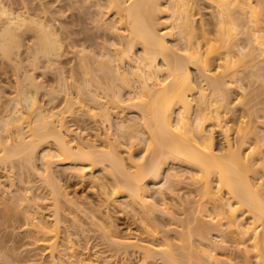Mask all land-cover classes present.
Wrapping results in <instances>:
<instances>
[{
	"label": "bare ground",
	"instance_id": "6f19581e",
	"mask_svg": "<svg viewBox=\"0 0 264 264\" xmlns=\"http://www.w3.org/2000/svg\"><path fill=\"white\" fill-rule=\"evenodd\" d=\"M22 1L21 8H18V6L14 7L11 1V4L7 5L4 0H0V60L3 62L6 59L8 62H5L9 65L12 62L11 67L13 63L16 67H20L22 63L25 65L27 60H29L28 64L36 65L34 68L41 65L39 64L41 60L49 66L56 64L55 58L58 59L57 57L60 56L62 50V39L56 28H54L55 24L50 23V20L48 22L46 20L47 17L43 20L42 17L40 18L34 12V14L30 12L29 4L25 0ZM253 1L74 0V4L77 7L82 2L91 3L90 6H95L92 14L101 17L102 25H100L105 31V39L103 38L104 40L102 41L106 43L102 45L95 44L101 46V48L96 46L99 48L98 51L94 48L93 50H88V45L83 43L82 46L80 45L79 54L77 57L75 56L77 65L74 64L76 67H73V90L68 95V99H66L67 107L71 108L76 103L84 102L87 108L86 111L90 115L100 116L110 127L117 125L120 131L123 130L121 131L123 134L128 133L127 130H134L137 126H133L131 122L127 123L126 120H120L117 124L113 123L111 120L113 113H122L126 109H131L132 112L136 111L140 114L139 117L145 124L144 126L142 124L141 129L142 127L146 129V131H142L138 128V135L142 134V136H145L148 133V138L147 136L144 138L153 143L155 150L146 163H142L139 166L136 165V168L137 166L138 168L130 171L128 164L124 162L123 155L121 156L116 150L115 145L114 148L101 149L91 141L86 143L83 140L85 143H76V141L70 140L67 137L70 129L69 131L65 130L64 123L60 122V120V124H56L53 119L56 113L45 109L38 101V95L34 89L39 88L40 83L37 81L35 73L27 70L21 76H18L17 72V79L21 77L23 80L19 90L20 96L15 98L7 114L0 116V127L3 132L4 130L8 131L9 126L17 127L15 143L9 142L10 138L5 140L4 137L0 136V162L9 160V162L14 163L12 160L22 158V162L27 164L29 162L31 166H35L36 161L41 157L44 164L42 172H45L47 177H50L53 173L52 166L55 163L68 165L64 169L71 170L74 174L81 177L88 176L93 183L101 187L106 195H109L106 190V183L101 182L100 179L102 177L93 170L96 166L101 165V170L103 172L106 171L108 167L106 162H108L107 164L110 165L109 170L111 171L112 169L113 174L110 171L107 172L108 170L106 172L108 176L112 174L109 178L113 180L112 182H116L115 190L119 192L118 188L123 189L127 196L138 202V207L143 206L142 210L145 211L143 213L146 214L148 211L156 210V206H158V204H155L158 202L150 198L151 190L149 191L147 179L152 177L157 184L158 182L156 181L165 177L168 180H166V183L169 182L170 177L175 176V174L168 169V165L171 160H174V162L180 160L187 166L194 167L192 169H194L195 175L197 176L198 174L197 182H200V184H198L199 187L197 189L200 191L202 199L205 200H202L203 203L206 200L215 201L216 205H218L217 207H220L217 208L221 211L219 214H226L222 215L226 216L229 226L235 228L242 238L244 237L241 242L247 243V247L244 245L247 248H244L245 252L252 251L256 258L255 262L251 264H264V191L261 192L257 188L249 175V170L258 166L259 163L258 158L250 159L252 154L254 156L255 150L251 151V155L247 154L242 145L244 140L240 139L241 142L239 144L236 141L235 143L228 140V147L225 151L223 149L221 151V148L219 149L217 146L214 130L208 129L209 125L207 122V120L213 119L214 122H211V126L225 127L222 124L221 113H228L233 106L231 87L228 85V83L232 84V82L226 78L231 73V61H233V58L240 55L246 56L248 47L252 48L251 51H253V48H264V10H257ZM85 3L83 5H86ZM258 6L264 9L262 4L258 3ZM44 8L47 9L43 6L42 9ZM45 9L44 12H47ZM204 9L210 10L208 12L211 13L210 18L213 19L212 23L215 26L213 29L209 27V24H211L210 18H202L199 23L195 18L196 14H203ZM44 12L40 11V13ZM160 14H166V16L164 15L166 21H160ZM164 24H167L166 27H161ZM219 27L228 30L232 36L231 49L227 50L226 57H223L226 59L204 53V40H209L212 33L218 32ZM232 31L245 35L246 38L240 42ZM28 32L31 34L30 40L27 39ZM232 39H234L233 42ZM235 46L237 48L234 49ZM57 61L59 62V59ZM216 61L224 62L221 65L217 63V65L213 66ZM191 66H194L197 71L195 76L191 71ZM23 67L21 68L23 69ZM220 68H223V70H220ZM60 76L63 77V75ZM21 78L18 80L21 81ZM22 103L26 106V109L34 113L32 121L23 120L26 117L25 112L27 110H24L25 107H20ZM26 121L28 126H23ZM134 123L136 122L134 121ZM240 132L241 129H239L237 136L241 134ZM239 137L244 139L243 134ZM50 139L54 141L55 149L52 150V147H48V149L47 147H41ZM259 140H264V134L259 136ZM110 143L112 144V142ZM33 169L35 170V168ZM131 170L133 169L131 168ZM192 176L195 177L194 174ZM61 188L58 186L54 188L55 206L61 201ZM164 189L166 188L161 186L159 191L161 192ZM223 192L226 193L224 194ZM10 199H12L11 195ZM66 202L69 203L68 201ZM186 203L188 202L186 201ZM190 204L189 200L188 205L190 206ZM192 207L191 209H193ZM198 209H195V211H198ZM6 210L5 213H7ZM241 210L248 212L247 214L250 215L249 221L244 222L240 217L239 211ZM59 211L60 209L57 208L54 227L46 226L43 221L35 222L38 232L44 235L45 244L53 250H56L58 246V241H55V239L59 237L57 236L59 234L57 229L60 226L59 222H61ZM1 212L2 214L4 213V211ZM96 212L92 213L97 214ZM165 212L167 213V211ZM161 213L164 212L162 211ZM174 213H169L168 211V215H174ZM2 214H0V217L3 216ZM105 217L107 218V215ZM106 218L105 222H108L109 219L106 221ZM173 218L176 219V217ZM222 218L224 220L225 217ZM187 221L191 222V219ZM220 221L217 223H220ZM179 223L181 226V222ZM196 223L193 224L196 225ZM197 225L199 226V224ZM220 225L223 226L224 223H220ZM112 227L115 228L114 225ZM188 227H191V224ZM203 227L200 228L201 231ZM194 228L192 226V229ZM196 230H191L190 228V231L187 230L189 232L186 231L190 235L184 234L189 236L187 237L188 239L185 238V245H182L186 246L185 249L183 247L185 251L188 248L187 246H189L187 242H191V236L195 234L193 231H200H198V228ZM175 231L177 232V230ZM201 235L200 233L198 236ZM113 241L124 249L129 246L134 248L137 245L124 240ZM203 242L202 245L209 247L208 242L205 243L204 240ZM169 244L171 243L169 242ZM191 244L190 246H193ZM138 246L140 247H138L139 250H144L141 258L142 263L140 264H200V262L203 264L208 256L204 253L206 251L202 250V254L207 255L205 257H203L204 254L201 256V258H205H202L203 262L200 261V257H198L199 261L197 257V260L191 261L189 258L191 255L188 257L189 259L183 260L185 253H182V257H179L180 253H175L176 247H167L168 249L163 247L164 249L160 248V251H157L156 248L159 246L156 247L153 243L147 245L138 244ZM198 247L196 248L198 249ZM173 249L174 252L172 251ZM184 250L182 251L181 249V252H184ZM158 253L161 254L159 255ZM248 253L247 255H249ZM156 255L161 256V259L158 256L161 260L160 262L156 259ZM185 255L187 257V252ZM208 258V264L217 260V257L213 255ZM247 261H251V258L250 260L247 259ZM247 261L246 263H249Z\"/></svg>",
	"mask_w": 264,
	"mask_h": 264
},
{
	"label": "rangeland",
	"instance_id": "374dc122",
	"mask_svg": "<svg viewBox=\"0 0 264 264\" xmlns=\"http://www.w3.org/2000/svg\"><path fill=\"white\" fill-rule=\"evenodd\" d=\"M4 1L7 5L12 3L14 7L18 6V8H21L23 2L22 0H10L11 3L9 0ZM25 2L29 4V7L31 8L30 12H34L40 18L42 17L43 20L47 17L46 20H48V22L50 20V23L53 25L55 24L54 28H56L62 39V50L60 56L57 57L59 62L57 61L58 59L55 58L56 64L57 62L58 64L50 65L53 68H49L50 66L43 60H41L39 63L41 65H38L37 68H34L36 65L33 66L28 64L29 60H27V62L24 61L25 65L22 63L20 67L13 65L14 63L11 67L12 62L9 61V65L6 59L4 60L7 62H2L0 60V116L7 114L8 109L13 105L15 98L20 96L19 90L21 89L23 80L21 77H18V79L21 78V81H19L20 79H17V72L18 76H21L23 72L30 70L29 72L32 71L35 73V76L37 77L36 79L40 83L39 88L34 89L38 95V101L45 109L52 110L56 113L53 116L56 124H60L62 121L64 123V129L68 131L70 129V134L68 133L67 136L70 140L76 141V143H82L84 141L87 143L91 141L97 144L98 148L101 149H110V147L114 148L115 145V148H117L116 150L121 156L123 155L124 162L125 164H128L130 171H134L140 164L146 163L155 149L153 143H150L147 139L148 133L145 136H142V134L138 135L137 130L140 129L146 131L145 127H142L141 129L142 124L143 126L145 124L139 117L140 114H138V112H132L131 109H126L122 113L113 111L114 113L111 117L113 123L117 124L120 120H126L127 123L131 122L133 126H137L136 128L133 127L136 130H127L128 133L123 134V132H121L123 130L120 131L117 125L111 126V128L100 116L90 115L86 111L87 108L84 102L76 103L72 105L71 108L67 107L66 99H68V95L73 90L72 83L74 80L72 75L74 71L73 67H76L74 65L76 64L75 56L77 57L79 54L78 50L81 49L80 47L82 46V43L88 45V50H93L94 48L96 51L101 48L100 45L106 43L105 41H102L105 39V31L101 26V17L92 14V12L94 13L95 6H90L91 3L88 4L87 2H84L86 5H83L84 3L82 2L83 4L81 3L78 8L77 5L74 4V0H41L40 2L39 0H25ZM253 2L257 10H264L258 6L259 3L264 7V0L263 2L262 0H254ZM41 6L46 7L47 9H44L47 12H44V9H42ZM39 10L44 13H40ZM203 11V14L195 15L198 23L202 18H210L211 16V13L208 12L210 10L204 9ZM160 15V21H166V14H164L165 16L162 14ZM96 19L100 21L97 22L98 20L96 21ZM210 20L211 24H209V27L213 29V27H215L212 23L213 19L210 18ZM166 25L164 24L161 27H166ZM232 33L236 35V39L240 42L246 38L245 35H241L237 32L232 31ZM29 34L30 33L28 32V40L31 39L30 37L31 34L33 35V32L30 35ZM231 37L232 36L228 30L219 27L217 33H212L211 38L213 39L210 38L211 40H204V53L213 57H226V51L231 49ZM233 40L234 39H232V42ZM235 48L237 47L235 46L234 49ZM251 49L252 48L248 47L246 56H236L233 58V61H231V73L226 76V78L228 80L230 79V82H232V84L228 83V85L231 87V94L233 95H231V97H233L231 99L233 100V106L228 113H221L222 124L225 125V127L220 128L218 126H211V122H214L213 119L207 120V122L209 125L208 129L214 130L217 146L219 149L221 148V151L222 149L225 151L228 147V140L231 142L236 141L238 142L237 144H239L241 140H244L242 145L247 154H250L252 150H255L254 156L253 154H250V159L258 158L257 160L259 163L258 166L249 170V175L252 177L257 188L263 192L264 140L260 141L259 136L264 134V48H253V51H251ZM222 62L224 61H216L213 66L217 65V63L221 65ZM21 67H23V69ZM220 70H223V68H220ZM191 71L194 76L197 74L194 66H191ZM60 75H63L64 78ZM49 94L54 96L51 98ZM20 107H25L24 110H27L25 112L26 117H24L23 120L32 121L34 113L31 112V110L26 109V106H24L23 103L20 104ZM27 121L24 122V124L22 123L23 126H28ZM134 121L136 123H134ZM10 127L11 126L8 127V131L6 130L7 132L5 130L3 132V129L0 127V136L4 137L5 140L6 138H10L8 141L15 143V138H17V127ZM239 129H241L240 133L243 134L244 139L239 137L241 134L237 136ZM137 136L139 137L136 138ZM146 136L147 138H144ZM50 140L41 147H47V149L48 147H52V150L55 149L54 141L52 139ZM110 142H112V144ZM40 159L38 158L35 166H31L29 162L28 164L22 162V158L16 159L17 161L15 159L14 161L12 160L14 163L9 162V160H6L7 163L6 161L0 162V210L4 211L3 214L0 211V214L3 215L0 217V264H140L142 263L141 258L144 250H139L140 247L138 244L147 245L150 243H153L156 247L159 246L157 247L159 249L156 248L157 251H160V248L162 249L163 247H176L175 250L177 252L175 251V253H180L178 255L179 257H182V255L187 252V257L184 254L183 260H187L186 258L191 255L189 257L191 261L197 260L198 257H200V261H202L205 259L203 257L208 255L205 259V262L207 263L204 262L203 264L209 263L208 257L210 255L217 257V260H214L213 262L211 261L212 263L210 264H245L247 259L250 260V258L251 261L247 262L250 264L255 262L254 260L256 258L252 251H246L247 253L249 252V255H247L244 250V248L247 247V243L241 242L244 237L242 238L235 228L229 226L226 216H223L226 214H219L221 211L217 209L220 207H217L218 205H216V202L213 200H206V202L203 203L202 200L204 199H202L200 191L197 189L200 182H197L198 174L197 176L195 175V171L192 169L194 167H189L180 160L176 162L171 160L169 163V168H167L175 174V176L170 177L169 182L166 183L167 179L165 177L156 181L158 182L157 184L155 183L154 178L150 177L147 179L149 191L151 190L150 198L154 201L156 200L158 203L155 204H158V206H156V210L152 208L154 209L153 211L150 210L151 212L148 211V213L146 212L145 214L143 213L145 211L142 210L143 206H140L141 208L138 207V202H135V200H132L133 198L131 199V197L127 196L123 189L118 188L120 190L119 192L115 190L116 182H112L113 180L109 178L112 176L113 171L112 169L111 171L109 170L110 165L107 164L108 162H106V165L108 166V171H106L112 173L110 176H108L106 171L103 172V170H101V165H98L93 169L96 174H100L102 177L100 181L106 183L108 186H106V190L109 195H106L101 187L93 183L88 176L81 177L74 174L71 170L64 169V167L68 165L55 163V166H52L53 173L50 177H47V174L42 172L44 164L42 162L43 160ZM136 165H138L137 168ZM130 167L133 170H131ZM33 168H35V170ZM104 174L107 175L105 176ZM192 174H194L195 177H193ZM2 184L3 186H1ZM56 186L62 187L60 189L62 192V195H60L61 201L59 200L62 204L58 202L59 204L56 205L58 207L55 206L56 203L54 204V202H56L54 200V188ZM161 186L166 188L161 191L162 193L159 191ZM223 193L225 194L226 192ZM10 195L12 199H10ZM15 197L20 201L18 199V202L15 201ZM68 197H71L72 199ZM107 199L110 201L108 202ZM189 200L191 202L190 206L188 205ZM186 201L188 203H186ZM203 204L206 206L205 208ZM191 207L194 210L191 209ZM57 208L60 209L59 217H61V222H59L60 226H58L57 229V233H59L57 236L59 237L55 239V241H58V246L56 250H53L45 244L43 238L44 235L41 232H38L35 222L43 221L46 226L54 227L56 224L55 215ZM5 209H7V213H5ZM195 209H198V211H195ZM170 210L173 213L175 212L174 215H168V211L171 213ZM162 211L164 213H161ZM165 211H167V213ZM190 211L192 213L195 211L194 213L196 215L194 213L192 214ZM92 212H96L97 214ZM239 213L244 222L250 220V215L247 214L248 212L241 210ZM105 215H107V218ZM172 216L176 217V219ZM222 217H225L224 220H222ZM105 218L106 221L109 219V223L105 222ZM190 219L191 222L187 221ZM198 221L202 223L200 224ZM218 221H220L221 224L224 223V225L221 226L220 223H217ZM179 222H181V226ZM192 222L197 223L194 225ZM189 223L191 224V227H188L190 226ZM197 224H199V226H204L202 231L200 229L202 226L199 227ZM113 225L115 228L112 227ZM192 226L193 228L195 226V228L192 229ZM184 228L186 229L184 230ZM190 228L191 230H196L198 228V231H200H193L195 234L194 236L193 234L191 236L192 244L191 242L188 243V240L186 242L187 245L190 246L191 244L194 248L193 246H187L189 249L187 248L188 250L186 249L185 251L184 249L186 246L182 245H185V238L188 239L187 237H189L186 235H190V233H187L190 231ZM175 230H177V232ZM200 233L205 239L198 236ZM202 239L205 243L208 242L209 247L202 245L204 243ZM113 240H124L136 243L137 245H135L134 248L129 246L127 249H124L123 247L116 245ZM169 242L171 244H169ZM244 245H246V247ZM197 246H199V250L196 248ZM181 249L182 251L184 250V252H181ZM202 250H205L206 252L204 253L207 255L204 253L203 255L201 252ZM133 251L135 252L133 253ZM172 251L174 252V249ZM158 254L160 255L161 253ZM196 254L200 255L198 256ZM159 255H156V259L160 262L161 256ZM202 255L203 259L201 258ZM200 264L202 263L200 262Z\"/></svg>",
	"mask_w": 264,
	"mask_h": 264
}]
</instances>
